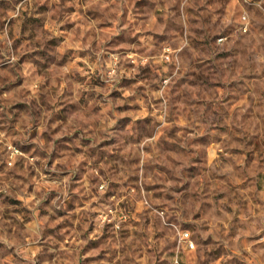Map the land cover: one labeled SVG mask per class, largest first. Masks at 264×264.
Masks as SVG:
<instances>
[{"label":"rangeland","instance_id":"obj_1","mask_svg":"<svg viewBox=\"0 0 264 264\" xmlns=\"http://www.w3.org/2000/svg\"><path fill=\"white\" fill-rule=\"evenodd\" d=\"M0 264H264V0H0Z\"/></svg>","mask_w":264,"mask_h":264}]
</instances>
